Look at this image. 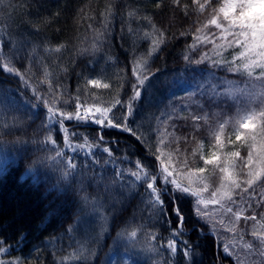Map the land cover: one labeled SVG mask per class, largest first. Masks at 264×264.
Masks as SVG:
<instances>
[{"label": "snow or ice", "instance_id": "1", "mask_svg": "<svg viewBox=\"0 0 264 264\" xmlns=\"http://www.w3.org/2000/svg\"><path fill=\"white\" fill-rule=\"evenodd\" d=\"M29 2L21 0L20 6L12 4L11 0H7V3L6 0H0V13H3L0 20L5 21L0 29V72L19 78L22 91L31 90L30 96L19 95V99L15 100L10 95L12 89L0 88V110L6 113L5 127L9 123H26L19 114L21 109L30 114L33 122L43 115L37 132L43 129L46 135L35 143L48 148V153L37 157V161L52 162L53 169L58 173L57 183L48 191L56 190L58 195L70 194L75 198L73 223L49 243L60 241L65 234L70 240L73 239L82 215L99 219L101 236L114 226L119 211L109 213L108 209H115L116 203L123 201L112 196L111 186L103 184L104 176L88 175L89 170L111 166L114 174L112 184L119 182L122 189L126 188L133 196L140 197V204L143 205L140 208L141 219L154 221L153 228L161 222L167 225L166 236L161 235L159 229L146 233L149 241H161L158 245L148 244L147 251L160 257L153 260L152 264H196L199 246L186 238L190 237L193 230L185 229L190 217L195 218L200 225L195 229L198 233L214 236L217 243L223 245V252L233 258V264H264V211H257L264 209V0H203L202 3L200 0H189L183 5L181 0H133L131 4H125L126 10L120 14V38L129 41L131 51L130 58H126V67L131 65L134 82H131L128 99H121L122 91L130 81L122 75L124 69H119L113 80L118 87L107 107L82 99L80 85L74 96L67 100L61 99L63 85L56 83L54 88L49 68L65 75L69 68L57 62L59 56L51 65L45 61L52 54L66 51L68 44L51 45L45 41L41 45L39 41L32 40L30 34L18 30L22 24L30 23L22 19L24 15H30L26 11ZM147 3L154 4V7L149 9ZM118 6V0H111L106 9L99 12L101 28L93 29L89 46L75 47L73 64L75 58L85 56L93 58L90 64L93 61L99 63V59H104L106 64L108 61L115 62L114 57L101 54L104 41L114 32L113 22L117 17ZM193 12L207 13L208 18L191 33L192 42L185 45L182 54L183 68L191 72V90H185L186 94L181 97L173 94V100L155 117L157 124L145 126L143 121L136 120L137 108L141 101L150 103L156 87L154 81L159 83L156 78L162 71L160 68L149 70L150 61L171 42L168 31L190 20ZM58 16L57 12L45 18L44 25L47 26ZM89 19L95 20L96 16H90ZM198 20L199 16L192 24ZM192 24H189V29ZM89 28H92L91 24ZM189 29L181 32L180 36L187 37ZM206 29L216 31H209L205 35ZM34 30L37 33L41 31L39 27ZM141 43L148 45L145 51H140ZM208 45L211 47L193 58L201 47ZM5 46L7 51L4 50ZM40 47L43 48L44 56L38 55L37 49ZM230 49L233 51L229 54ZM36 66L42 67L43 76L38 83L33 84L30 80L35 73L32 77L27 74ZM218 70L231 73L237 79L228 78L227 75L218 76ZM82 75L77 73L78 79ZM101 79L112 80V77L103 68L97 78L84 77L85 90L87 85L104 89L112 87L110 83H101ZM42 85H46V89ZM72 100L74 109L68 110ZM233 107L235 114L227 115ZM35 109H41V112L33 111ZM184 112L187 115H183ZM178 120L185 122L181 127L191 128V132L183 137L185 142L191 137L198 147L203 145L197 140L196 133L207 127L212 138V150L207 156L199 154L204 166H190L195 163L197 148H193L189 154L192 157L190 160L189 155L181 153L178 145L174 149L170 147L172 141L169 137L175 133L168 129H177ZM68 124L72 127L66 126ZM88 124L97 126L95 137L90 138L89 133L76 130ZM230 124L232 131L226 133ZM105 129L128 133L144 146L147 156L153 159L137 158L134 168L120 166L133 161L127 154L123 157L114 155L110 145L118 141L105 140ZM233 134L234 140L231 139ZM229 145L231 150H227ZM242 149L246 150V154H242ZM98 152L105 154L103 159ZM208 166H212L211 175L218 177V182L211 179L210 175H205ZM77 175L79 187H74ZM86 177L89 186L95 183L94 196L84 185ZM104 196H111V200L106 202ZM121 196H124V192H121ZM186 201L190 203L189 216L185 215L181 207ZM109 216L112 220L106 227ZM122 223L126 224L127 221ZM144 227V224L140 225L141 229ZM225 234H230V237ZM123 236L136 237L137 230L128 232L124 228L117 232V237ZM225 238L229 239L228 243H224ZM6 243V239L0 237V264H25V260L39 252V248L34 245L27 254L5 259L3 257L10 256L16 247L11 244L5 247ZM98 243L100 237L85 233L80 245L81 254L75 259L87 260L89 252L94 257L96 252L91 245ZM53 255L55 257V253ZM36 259H39L38 255ZM67 259L58 258L55 264H66ZM111 264L128 262L120 257Z\"/></svg>", "mask_w": 264, "mask_h": 264}, {"label": "trees", "instance_id": "2", "mask_svg": "<svg viewBox=\"0 0 264 264\" xmlns=\"http://www.w3.org/2000/svg\"><path fill=\"white\" fill-rule=\"evenodd\" d=\"M110 2L111 0H30L28 3L26 11L30 12V15H24L22 19L29 20L30 23L22 24L18 30L30 34L32 40L39 41L41 45L45 41L51 45L59 43L68 44L66 51L61 54H52L45 61L51 65L53 61H57V57L59 56L57 62L69 68L66 75L49 68V72L52 73L50 78L54 82V88L56 83L63 85V89L60 90L62 100H67L70 96H74L77 93V86L80 85L82 99L87 100L89 103L96 102L98 106H109V102L114 97L116 87H118V85L113 83V80L115 79L114 74L119 69H124L122 75H125L130 81L123 89L121 99L127 100L131 95V82L134 81L131 77V65H127L126 67V58H130L129 52L131 49L129 48L128 39L121 40L120 38L122 27L120 14L126 10L124 5L131 4L133 0H118L117 17L113 22L114 32L103 44V53L101 55H110L114 57L115 62L108 61L106 64L104 59L97 57L99 63L93 61L90 64L89 61L93 60V58L85 56L75 58L76 62L73 64L75 47L90 45L93 37V29L99 30L101 28L99 12L105 10ZM186 2H189V0H181V5ZM200 2L202 3L203 0H200ZM219 2H222V0H219ZM11 3L22 6L21 0H11ZM147 7L152 9L154 4L147 3ZM6 11H10V9H6ZM165 11L167 12L168 9H165ZM208 11L211 12V9ZM57 12L59 16L45 26V18L52 17ZM2 15L3 13H0V16ZM93 15L96 16V19L90 20L89 17ZM180 15H183V13H180ZM197 16H199L198 22L192 24L193 20H197ZM207 18V13L197 14L193 12L190 20L182 25L177 24L168 31L167 35L171 39V42L163 47V50L149 64V70L156 68L162 69L156 78L159 83L154 81L156 87L150 103L146 104L144 101H141L140 106L137 108L136 120L138 122L143 121L145 126L149 123L155 126L157 124L155 117L160 115L165 105L173 100V94L176 97H181L186 94L185 90H191V72L190 70H184L182 54L185 45L192 42L191 33L200 24L206 22ZM4 23V20H0V29L3 28ZM90 24L92 28H89ZM189 24H192L190 29ZM35 27H39L41 31L37 33L34 30ZM185 29H189V35L187 37L180 36V33L185 31ZM209 31L216 30L206 29L204 34L207 35ZM80 41L84 43L81 44ZM147 47L148 45L146 43H141L140 51H145ZM210 47L211 45L201 47L194 54L193 58L198 57L200 52L206 51ZM30 48L31 45H29ZM4 50L7 51V46H5ZM232 51L230 49L229 54ZM37 52L39 56L45 55L42 47L38 48ZM102 68L109 77H112V80L101 79V83H110L112 87L110 89H104L102 87L96 88L87 85L85 90L86 82L84 77L88 79L97 78V74L101 72ZM33 73H35V76L30 80V83H38L43 76L42 67H34L32 72L27 74L28 77H32ZM77 73H82L83 75L78 79ZM217 75L221 77L227 75L228 78L237 79L233 74L225 73L224 71L218 70ZM41 87L46 89V85H42ZM0 88L12 89L13 91L10 95L15 100L19 99V95H31L30 89L28 91H22L19 78L7 76L3 72H0ZM74 106V100L70 101L68 110H73ZM221 107H224V105H221ZM33 111L40 113L41 109H35ZM19 114L26 121L25 124L12 125L9 123V126L5 127L6 113L0 110V237L6 239L7 243L4 245L5 247L8 244L16 246L12 249L10 256L3 258H13L21 255V253L27 254L35 245L39 248V252L34 253L32 257L25 260V264H55L56 259L64 257L68 258L66 264H111L114 259L117 260V254L114 256L115 250L119 252L126 251L127 253L132 252L136 255L130 256L131 260L128 264H133V262L135 264H152L153 260L160 259V257L148 252L147 247L149 243L158 245L161 241H149L146 233L150 230L155 231L159 229L160 234L166 236L168 232L167 225L161 222V224H157L153 228L154 221L149 222L146 219H141L140 208L143 205L140 204V197L138 195L133 196L126 188L122 189L119 182L114 185L112 184L114 174L112 173L111 166H105L104 169L97 167L89 170L88 175L99 174L104 176L103 184H109L111 186L112 196H115L117 200L123 201V203H116L115 209H108L109 213L119 211L114 226L109 229L107 234L101 236V222L99 219L93 216L82 215L78 221L73 239L70 240L68 235L65 234L60 241L54 244L49 243L53 237L59 236L64 228L73 223L76 210L75 198L70 194L58 195L56 190L48 191V189L57 183L58 173L53 169L52 162L46 161L40 163L37 161V157L48 153V148L35 143L37 140H42L46 135L43 129L37 132V129L43 121V115L41 114L33 122L30 119V114L23 109H21ZM117 114L119 115V111ZM234 114L235 108L233 107L228 111L227 115ZM183 115H187V112H184ZM176 123L177 129H168L169 132L174 131L175 133L169 137L172 141L170 147L174 149L178 145L181 153L184 155H189L193 148H197L198 153L195 157V163L190 164V166H204L203 161L199 159V154L202 153L207 156L208 152L212 150V138L209 136L207 127L196 133L197 140L201 141L203 145L202 147H198L197 143L191 137H189L187 143L183 139V137L191 132V128L181 127L185 123L183 120H178ZM66 126L72 127L71 124ZM161 127L163 128L162 125ZM76 130L82 133H89L91 138L95 137L97 126L88 124ZM231 131L232 126L230 124L226 128V133ZM104 137L105 140L118 141V143H112L110 145L115 156L123 157L127 154L129 159L133 161L131 164L126 162L121 164L120 166L122 167L134 168V162L137 158H144L145 160L153 159L147 156L144 146L128 133L118 129H105ZM231 139H235L234 134L231 136ZM153 140H155V137H153ZM227 150H231V145L228 146ZM241 151L242 154H246V150L242 149ZM97 154L101 159L105 156L101 152ZM189 159H192L190 155ZM211 174L212 166H208L205 175H210L211 179H215L218 182V177L212 176ZM76 181L73 186L79 187V175H77ZM103 184H101V193H103ZM84 185L91 195H96L94 182L92 186H89V181L86 177ZM121 192H124V196H121ZM206 195L210 196V193ZM104 199L107 202L111 200V196H104ZM181 207L185 215L189 216L190 203L187 201L183 202ZM257 211H264V209ZM54 212L55 214H53ZM248 214L250 215L251 213ZM144 215L147 217V213ZM133 216L135 219H133ZM111 220L112 218L109 216L108 221L105 222L106 227L108 223H111ZM125 220L127 223L123 224L122 222ZM243 223L242 220L241 225ZM249 223L251 224L252 222ZM141 224L145 225L142 229L140 228ZM199 227L200 225L192 217L185 224L186 230L193 229L190 237L186 238H189L192 243L199 246L197 249L199 255L196 258V264H233V258L225 255L223 252V245L218 244L214 236L198 233L195 229ZM124 228L128 232L134 229L137 230V236L117 237V232L122 231ZM21 233L25 235H21ZM85 233H91L100 237V243L91 245V248L96 252L94 257L89 252L87 260L77 261L75 258L81 254L80 245ZM225 236L230 237V234H225ZM228 242L229 239L225 238L224 243ZM53 253H55V257ZM37 255L39 259H36Z\"/></svg>", "mask_w": 264, "mask_h": 264}, {"label": "rangeland", "instance_id": "3", "mask_svg": "<svg viewBox=\"0 0 264 264\" xmlns=\"http://www.w3.org/2000/svg\"><path fill=\"white\" fill-rule=\"evenodd\" d=\"M2 112V111H1ZM4 114V113H3ZM127 240H132V239H127ZM117 254L116 256V259H118L119 257H123L124 260H126L128 263L129 261L131 260L130 256H136L134 253L132 252H129L127 253L126 251H118V250H115L114 251V256ZM115 260V259H114ZM108 261H109V258H108Z\"/></svg>", "mask_w": 264, "mask_h": 264}]
</instances>
